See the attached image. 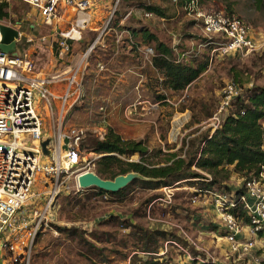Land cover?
Here are the masks:
<instances>
[{
	"label": "rangeland",
	"instance_id": "rangeland-1",
	"mask_svg": "<svg viewBox=\"0 0 264 264\" xmlns=\"http://www.w3.org/2000/svg\"><path fill=\"white\" fill-rule=\"evenodd\" d=\"M145 1L163 7L171 18H147L146 12L136 7L124 14L123 0L119 7L120 17L122 16L120 20L116 13L112 19L108 16L98 21L91 29H88L87 22H82L84 19L81 16L69 15L76 25L84 27L83 39L79 43H72V55L63 63L57 60L53 50L58 37L49 29L38 26L37 14L30 6L11 4L10 18L0 21V25L20 30L23 34L20 42L24 37L34 40L27 52L29 58H34L36 72L50 76L65 73L77 67L84 58V64H87L84 80L86 98L72 113L77 109H87L86 119L89 122L93 116V108L99 102L97 100H102L101 106L105 108L102 123L114 129L123 139L143 142L155 162H160L165 157L159 153H175L182 148L185 152L190 139L208 131L210 134L216 131V115L219 114L224 119L235 111L236 100L227 112L220 113L221 94L226 84L238 85L243 90V96L253 86H264V50L245 60L232 57L219 59L211 68L209 65L208 70L185 91L166 90L161 85V76L152 67L153 56L145 52L150 47L142 45L140 39H133L128 30L115 29V22L119 20L121 27L130 26V21L135 17L142 23L139 26H145L159 41L176 49L183 46V49L191 53L198 51V55L209 47L205 48L202 44L206 35L201 25L189 17L184 8L179 9L173 0ZM17 9L18 12L15 13ZM204 9L208 12L231 9V15L244 20L258 42L264 41V9L259 10L255 0H213ZM69 24L66 21L64 30L70 29ZM32 26L38 29L36 37L32 35ZM52 34L53 38L50 37L46 42L40 41L42 37ZM118 37H121V43L116 42ZM91 48L93 50L90 51ZM177 52L182 53L181 50ZM121 54L125 57L122 58ZM90 75L95 76V82L88 90L86 82L91 78ZM95 89H99L98 94H95ZM161 95L166 99H159ZM38 106L44 108L41 102H38ZM42 116L50 131L52 122L46 115ZM106 126H99L97 123L88 125L81 116L72 122L69 115L63 128L66 131L83 129L84 135L80 141L82 145L87 143L89 136L104 139ZM81 154L95 164L101 158L82 147ZM95 156L98 158L94 159ZM122 159L126 162L140 161L138 155ZM96 168L97 164L93 169L95 173ZM203 176L208 178L210 175ZM205 180L181 182L157 191L135 187L124 200L110 197L106 201L95 200L90 193L62 196L58 201V215L53 219L51 229L35 242L28 264H144V260H150L151 256L148 255L151 254L140 252L138 256L143 260L134 261L136 241L129 236L133 231L125 230L113 218L122 221L134 218V223L143 229L166 234L167 239L160 242L163 247L158 249V257L155 255L160 258L158 264H187L189 257L194 260L192 264H239L232 255L228 257L230 246L222 239L224 232L211 204L204 200L192 202L196 190L206 188L208 183ZM218 181L219 187L233 191L243 190L244 180L236 174H231L228 179L222 174ZM55 226L79 230V235H83L90 245L83 243L78 236L61 234ZM101 235H104V241L99 243L94 238ZM195 244L204 251L198 250ZM92 245L102 250L100 256L89 252L93 250L90 247ZM185 251H188V255ZM247 259L248 257L242 259V262Z\"/></svg>",
	"mask_w": 264,
	"mask_h": 264
},
{
	"label": "built area",
	"instance_id": "built-area-1",
	"mask_svg": "<svg viewBox=\"0 0 264 264\" xmlns=\"http://www.w3.org/2000/svg\"><path fill=\"white\" fill-rule=\"evenodd\" d=\"M2 2L29 5L37 14L38 24L50 28L58 37L55 56L63 63L72 55V43L83 39L82 29L68 14L86 15L83 22L89 23L90 13L97 4L108 3V16L112 19L122 0H0ZM173 2L178 3V0ZM184 9L201 25L208 39L205 48L212 47L210 68L219 59L245 60L264 50V41L258 42L249 25L238 16L224 11L208 12L198 0L188 2ZM145 16L151 18L153 14L146 13ZM65 19L71 26L68 31L62 25ZM54 34L44 36L40 41L46 42ZM19 36L18 43L23 37L20 30ZM33 41L27 38V43ZM116 42L121 43V37ZM145 52L154 57L152 48ZM35 66L28 54H22L18 48L17 55L0 50V261L5 264L29 263L35 242L51 229V223L58 215L59 198L95 190L82 189L79 185V178L88 172L95 173L93 169L97 164L82 157L80 141L84 130L66 131L63 128L72 111L85 101L87 64L83 58L74 69L53 76L36 72ZM242 96L243 90L238 85L226 84L221 94L220 113L227 112ZM38 102L44 108L38 106ZM101 112L105 115L104 107ZM42 115L52 122L50 131ZM225 119L216 115L214 130L219 129ZM46 140H49L47 153L42 147ZM212 180L208 176L205 183L210 184ZM93 199L106 201L109 195L105 193L93 196ZM202 200L208 201L216 213L224 232L222 239L230 246L228 257L232 255L239 264H251L242 259L250 258L256 247L255 240L264 234V167L257 176L244 181L243 191L219 186L196 190L192 202ZM246 230L249 239L243 238ZM185 252L188 255V251ZM250 260L253 264H262L254 254ZM193 261L189 257L186 263Z\"/></svg>",
	"mask_w": 264,
	"mask_h": 264
},
{
	"label": "trees",
	"instance_id": "trees-1",
	"mask_svg": "<svg viewBox=\"0 0 264 264\" xmlns=\"http://www.w3.org/2000/svg\"><path fill=\"white\" fill-rule=\"evenodd\" d=\"M191 1L178 0L177 6L183 10L184 6ZM198 1L203 8L213 2V0ZM13 3L25 4L22 2ZM123 3L125 4L123 6L125 9L124 14L129 9L136 7L158 18H171L166 9L155 4H150L145 0H123ZM255 3L259 10L264 9V0H255ZM10 8L11 4L0 3V21L10 18ZM119 10L117 16L120 20L122 16L120 17L121 13ZM17 12L18 9L15 10V13ZM224 12L233 14L231 9L224 10ZM119 20L115 22V29L120 31L128 30L133 39L137 41L140 39L142 40V45L153 49L152 67L161 76L160 81L164 89L183 92L208 70L210 61L209 51L212 47L207 48L200 55H198V51L191 53L189 50L183 49V46L181 48L178 46V49L172 48L166 43L159 41L156 35L145 26H139L142 23L136 20L135 17L130 21V26L125 25L121 27ZM190 25H193V23ZM30 29L32 35L36 37L38 29H32V27ZM47 29L51 31L50 28ZM27 38L24 37L22 40L24 44L20 42L17 47L24 55L28 54L27 48L30 46V43H27ZM207 41V38H203L202 44H206ZM56 49L57 44L54 43L53 50L55 53ZM177 50H181L182 53H178ZM121 57L124 58V54H121ZM30 59L34 61L33 56ZM90 77L86 82L88 90L94 86L95 82V76L90 75ZM108 88L109 91H112L111 87ZM98 92L99 89H95V94H98ZM159 99L165 100L166 98L161 95ZM97 101L99 102L93 108V116L89 122L86 119L87 109L84 108L77 109L71 114L72 122L75 121L76 117L81 116L83 117V122H86L88 125L97 123L99 126H106V124L102 123L104 120V114L101 112V108L104 107L101 106L103 105L102 100ZM234 106L235 111L229 113L221 127L213 134H210L208 131L194 139H190L185 152L182 148L175 153H159V155L165 157L160 162H155L149 148L143 142L123 139L109 126H106L107 133L103 140L89 136L87 143L80 146L101 156L97 163L96 174L103 180L112 181L118 176L127 175L132 172L141 175L140 179L135 180L119 193H107L110 199L124 200L128 197L127 194L135 187H140L147 191H157L162 188L173 187L181 182L187 183L193 180L206 179L203 176L204 174H208L213 178L212 182L206 185V188L210 189L217 186L219 183L218 178L222 174H224L225 179H228L231 174H236L244 181H248L257 176L261 172L262 167H264V86L257 85L250 88L244 96L236 100ZM136 155L140 157L139 162H126L122 159L123 157L129 158ZM102 194L105 193L98 189L90 192L92 197ZM240 215L244 216L243 213ZM113 220L125 230L132 229L133 232L129 236L133 237L136 241L134 246L136 249L134 251L136 253L133 257L134 261H137V259L140 261L141 258H139L138 253L141 252L151 254L148 255L151 256L150 260H144V264H158L160 258H156V256L159 253L158 249L163 247L160 242H164L167 239L165 233L145 230L134 223V218L128 221H122L117 218H113ZM55 227L61 234L71 237L78 236L83 243L90 245L83 235H79V230H67ZM104 235L95 236L94 239L102 243ZM90 247L93 250H89V252L97 256L101 255L102 250L95 248L93 245Z\"/></svg>",
	"mask_w": 264,
	"mask_h": 264
},
{
	"label": "water",
	"instance_id": "water-1",
	"mask_svg": "<svg viewBox=\"0 0 264 264\" xmlns=\"http://www.w3.org/2000/svg\"><path fill=\"white\" fill-rule=\"evenodd\" d=\"M2 29V42L0 44V50L6 54L17 55V43L19 40V30L6 26L0 25ZM49 140L42 143V147L45 153H47V146ZM141 175L138 173H129L127 175H121L114 180H103L97 174L88 172L83 174L79 178V185L82 189H98L101 192L117 194L120 191L126 189L135 180L140 179Z\"/></svg>",
	"mask_w": 264,
	"mask_h": 264
},
{
	"label": "crops",
	"instance_id": "crops-1",
	"mask_svg": "<svg viewBox=\"0 0 264 264\" xmlns=\"http://www.w3.org/2000/svg\"><path fill=\"white\" fill-rule=\"evenodd\" d=\"M90 14H91L92 18H91L90 22L88 23V29H91L92 26L97 25L98 21H102L103 18H106L108 16V14H109V12H108V3H104V4L98 3L96 8L94 10H92ZM69 15H71V14H68V16ZM72 15H75V14H72ZM64 17L67 18L65 15H64ZM81 17L83 19H85L86 15H82ZM66 21H67L66 19L62 20V22H63L62 25H64L66 23ZM38 26L39 27H43V28H48L46 26H40V24ZM79 27L81 29H84L83 26H79ZM34 28L35 27L32 26V29H34ZM243 238H246V239L250 238L248 236L247 230L244 232ZM255 241H256V247L253 250V253L251 254L250 258L254 254L255 256L259 257L261 259V261H262V264H264V234L260 235ZM250 258H248L247 261H250L251 264H253V262L250 260ZM0 264H5V262L4 261H0Z\"/></svg>",
	"mask_w": 264,
	"mask_h": 264
},
{
	"label": "bare ground",
	"instance_id": "bare-ground-1",
	"mask_svg": "<svg viewBox=\"0 0 264 264\" xmlns=\"http://www.w3.org/2000/svg\"><path fill=\"white\" fill-rule=\"evenodd\" d=\"M2 42V29L0 28V44Z\"/></svg>",
	"mask_w": 264,
	"mask_h": 264
}]
</instances>
